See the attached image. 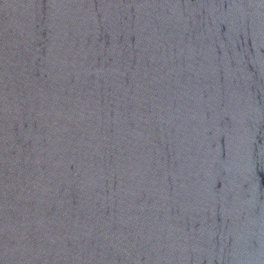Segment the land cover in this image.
I'll return each instance as SVG.
<instances>
[{"label": "water", "instance_id": "95a60500", "mask_svg": "<svg viewBox=\"0 0 264 264\" xmlns=\"http://www.w3.org/2000/svg\"><path fill=\"white\" fill-rule=\"evenodd\" d=\"M0 264H264V0H0Z\"/></svg>", "mask_w": 264, "mask_h": 264}]
</instances>
